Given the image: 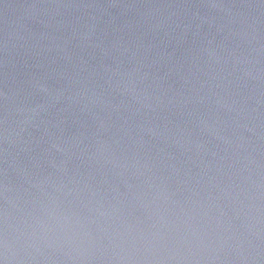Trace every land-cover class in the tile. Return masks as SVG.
Wrapping results in <instances>:
<instances>
[{
    "label": "water",
    "instance_id": "obj_1",
    "mask_svg": "<svg viewBox=\"0 0 264 264\" xmlns=\"http://www.w3.org/2000/svg\"><path fill=\"white\" fill-rule=\"evenodd\" d=\"M0 264H264V0H0Z\"/></svg>",
    "mask_w": 264,
    "mask_h": 264
}]
</instances>
